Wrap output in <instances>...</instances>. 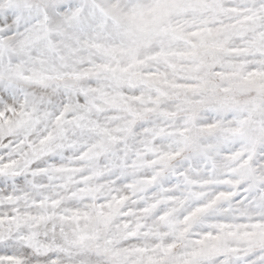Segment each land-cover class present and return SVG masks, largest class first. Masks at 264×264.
I'll use <instances>...</instances> for the list:
<instances>
[{"label":"snow or ice","instance_id":"1","mask_svg":"<svg viewBox=\"0 0 264 264\" xmlns=\"http://www.w3.org/2000/svg\"><path fill=\"white\" fill-rule=\"evenodd\" d=\"M0 264H264V0H0Z\"/></svg>","mask_w":264,"mask_h":264}]
</instances>
